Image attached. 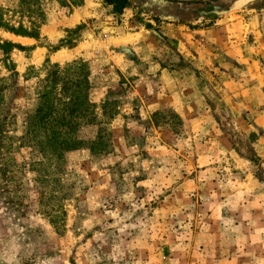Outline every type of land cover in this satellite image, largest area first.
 Returning a JSON list of instances; mask_svg holds the SVG:
<instances>
[{
  "label": "rangeland",
  "instance_id": "rangeland-1",
  "mask_svg": "<svg viewBox=\"0 0 264 264\" xmlns=\"http://www.w3.org/2000/svg\"><path fill=\"white\" fill-rule=\"evenodd\" d=\"M126 9L103 0H0V45L17 46L0 49V264H264V223L249 216L264 206L257 198L243 212L233 197L234 162L215 154L224 153L219 131L210 137L176 112L167 92L153 93L147 63L138 77L110 60ZM239 16L264 25V0L210 22H165L143 8L128 19L200 30ZM56 69L55 114L57 99L69 98L61 88L75 79L88 82L93 105L71 135L79 149L65 153L25 132ZM198 90L180 102L200 105Z\"/></svg>",
  "mask_w": 264,
  "mask_h": 264
},
{
  "label": "crops",
  "instance_id": "crops-1",
  "mask_svg": "<svg viewBox=\"0 0 264 264\" xmlns=\"http://www.w3.org/2000/svg\"><path fill=\"white\" fill-rule=\"evenodd\" d=\"M143 1L129 0L123 32L112 37L110 60L124 74L136 70L138 77L143 63H147V73L159 81L155 85L153 80V93L159 89V93L167 92L176 112L204 129L207 126L210 137L217 129L216 140L224 146V153L215 154L234 162L227 168L234 173L228 178L234 187L233 197L241 196L243 212L251 211L257 198L264 206V25L258 27L257 21L247 23L239 16L231 23L216 21L200 30L175 24L156 26L153 22L146 28L128 19L134 11L140 12ZM165 1L194 4L193 0ZM162 64L170 74L161 70ZM196 75L201 85L195 81ZM168 77L170 83L166 84L161 78ZM198 88L200 105L180 102L184 94ZM242 146L248 148L246 153ZM251 215L264 223V214H250V220Z\"/></svg>",
  "mask_w": 264,
  "mask_h": 264
},
{
  "label": "trees",
  "instance_id": "trees-1",
  "mask_svg": "<svg viewBox=\"0 0 264 264\" xmlns=\"http://www.w3.org/2000/svg\"><path fill=\"white\" fill-rule=\"evenodd\" d=\"M103 1L107 5L113 6L115 12L119 13L129 6V0ZM60 5L67 6L66 2L63 1H61ZM10 32H13L16 35L34 37L33 34L27 33L26 31L10 29ZM7 47L17 46L10 42H2L0 45V49L2 50ZM58 76L59 74L56 69L55 72L52 73L51 76H48L44 81V91L39 95V104L37 105L34 116L26 120L27 129L25 132L27 135L32 134L34 140L44 141L55 150L65 153L79 149V143L73 139L71 135L74 132L73 130L76 129V120H78L79 117L89 116L93 105L88 100V91L90 89L88 82L86 80L82 81V79H75L69 81L61 88L60 92L63 94L68 92L69 98H67L66 101L57 99L58 103L62 105V109L58 114H55L57 105L50 101L49 94L55 89L56 83L58 82ZM83 83L85 85L84 88ZM80 86L83 88V92L78 91L80 90ZM66 87L70 88V90L67 91Z\"/></svg>",
  "mask_w": 264,
  "mask_h": 264
},
{
  "label": "water",
  "instance_id": "water-1",
  "mask_svg": "<svg viewBox=\"0 0 264 264\" xmlns=\"http://www.w3.org/2000/svg\"><path fill=\"white\" fill-rule=\"evenodd\" d=\"M261 0H217L209 3H177L165 0H144L143 8L165 22L193 24L210 22L239 13Z\"/></svg>",
  "mask_w": 264,
  "mask_h": 264
}]
</instances>
